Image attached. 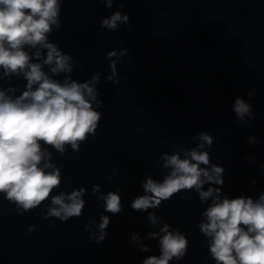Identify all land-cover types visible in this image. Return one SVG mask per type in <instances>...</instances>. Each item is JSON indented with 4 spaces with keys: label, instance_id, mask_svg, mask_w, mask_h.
<instances>
[{
    "label": "clouds",
    "instance_id": "obj_1",
    "mask_svg": "<svg viewBox=\"0 0 264 264\" xmlns=\"http://www.w3.org/2000/svg\"><path fill=\"white\" fill-rule=\"evenodd\" d=\"M103 2L108 8L113 6V0ZM61 6L62 0H0V79L22 76L26 81L19 95L10 94L17 91L14 85L0 87V195L23 211L50 201L46 217L67 221L83 214L87 190L81 187L53 195L61 186L62 176L50 149L61 155L68 147L79 151L80 144L95 134L102 117L97 107L103 104L97 100L95 89L99 73L85 82H77L70 75L62 81L54 78L72 72L71 55L49 40L53 26H61ZM128 21L129 17L117 10L103 18L100 27L116 31ZM126 51L107 53L112 69L109 80L116 74V61ZM233 112L240 120L252 115L251 106L240 97L234 100ZM198 139L202 143L183 150V155H162L167 174L162 181L146 177L144 194L132 200L131 208L147 211L181 191L194 190L202 203L211 198L201 213L205 219L199 230L209 238L208 251L215 264H264V191L255 199L245 195L222 196L224 168L210 165L209 152L201 150L205 145L211 147L213 137L201 132ZM256 142L255 137L249 138V143ZM255 183L253 180L252 184ZM206 184L209 186L205 190ZM98 193L100 186L94 185L93 194ZM97 198L104 202L105 212L122 211L118 191L99 194ZM148 220L152 224L158 222L152 213ZM109 223V216H100V235L93 233L97 242L105 239ZM170 228L164 223L160 228L163 235L149 233L152 239L159 237L160 254L147 256L142 264H170L184 258L188 239ZM131 240L137 241V235L133 234ZM141 250L149 251L147 246H141Z\"/></svg>",
    "mask_w": 264,
    "mask_h": 264
}]
</instances>
